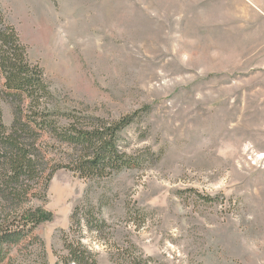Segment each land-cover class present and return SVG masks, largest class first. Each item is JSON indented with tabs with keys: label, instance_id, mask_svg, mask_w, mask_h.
Listing matches in <instances>:
<instances>
[{
	"label": "rangeland",
	"instance_id": "obj_1",
	"mask_svg": "<svg viewBox=\"0 0 264 264\" xmlns=\"http://www.w3.org/2000/svg\"><path fill=\"white\" fill-rule=\"evenodd\" d=\"M0 10L43 72L49 109L134 118L120 135L133 166L105 179L58 170L33 203L50 219L0 264H63L72 246L86 264H264V0H0ZM43 139L47 161L69 160L71 147Z\"/></svg>",
	"mask_w": 264,
	"mask_h": 264
},
{
	"label": "trees",
	"instance_id": "obj_2",
	"mask_svg": "<svg viewBox=\"0 0 264 264\" xmlns=\"http://www.w3.org/2000/svg\"><path fill=\"white\" fill-rule=\"evenodd\" d=\"M27 52L0 10L1 96L11 104L14 116L8 127L0 107V261L4 247L17 246L50 219L45 210H34L33 203L46 199L58 170H69L82 179H105L133 166L120 146V135L134 118L109 122L49 109L51 93L43 72L30 64ZM44 137L71 147L69 160L47 161L41 148ZM20 220L25 221L24 226ZM89 259L87 251L72 246L63 264H86Z\"/></svg>",
	"mask_w": 264,
	"mask_h": 264
}]
</instances>
